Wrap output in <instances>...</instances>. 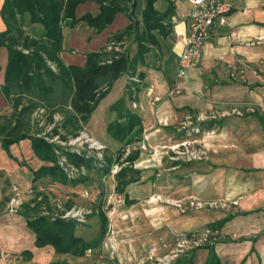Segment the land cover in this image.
<instances>
[{
    "label": "rangeland",
    "instance_id": "374dc122",
    "mask_svg": "<svg viewBox=\"0 0 264 264\" xmlns=\"http://www.w3.org/2000/svg\"><path fill=\"white\" fill-rule=\"evenodd\" d=\"M229 74L230 71L221 78L217 77V81L211 80V83L232 80ZM236 78L242 81L240 76ZM260 94L259 99L255 98L257 102L248 105L222 102L202 113L181 109L175 116L164 114L161 124L144 128L142 140L135 144L141 154L133 165V169L140 171V179L126 189L129 199L135 201L132 206H128L124 196L116 192L114 176L104 175L99 168H80L79 175L86 177V180L77 185H63L49 178L34 182L29 168L37 169L41 163L28 153V150L32 152L30 142L20 141L8 150H4L1 145L0 163L15 169L12 172L18 177L15 176L14 180H19V183L11 180L9 169V172L0 169V264H176L179 259L187 258L186 254L192 249L196 252L203 249L200 247L214 244L217 232L209 230L206 236H202L209 224L194 233L184 231L178 225L180 230H173L172 223L179 224L184 216L196 212L187 208L186 213H182L174 203H187L191 199L203 203L200 212L219 210L228 215L233 212L229 201H202L195 197H183L181 189L184 181L197 178L196 173L207 171L215 162L230 167L229 158L234 150L264 148V90ZM108 98L105 96L99 103L102 109ZM197 98L206 101L200 93ZM127 106L136 110L133 104L128 103ZM115 117L106 109L104 122L99 124L101 127L93 130L104 135L102 126ZM153 117L156 115L153 114ZM56 120L60 118L57 116ZM220 120L224 121L223 128L205 127L208 122L217 123ZM242 123L243 128L239 126ZM93 130L87 125L75 138L70 136L67 141L61 142L56 137L49 138V141L71 152L85 151L87 157L101 159L100 162L103 161L104 150L101 152L102 157H99L96 150L99 146L110 152L120 150L121 145L114 147L107 144ZM246 137L249 141L254 139V142L251 140L247 144ZM215 141L219 144L217 152ZM131 149L127 147L126 154ZM218 153L220 157L214 160V155ZM60 161L66 163L68 176L74 178L69 175L74 167L64 157ZM234 163L242 164L239 160ZM23 167L25 169L22 170ZM158 189L159 194L156 193ZM208 203L217 205L210 207ZM113 210L115 212L109 214ZM66 212L77 216L75 219L80 226L76 234L85 241L99 235V215L103 213L106 216L107 230L99 247L88 250L83 258L56 254L51 248L34 250L31 260L22 256V249L31 248L33 243V233L25 217L59 216ZM188 234L194 236V241L179 247L181 237Z\"/></svg>",
    "mask_w": 264,
    "mask_h": 264
},
{
    "label": "trees",
    "instance_id": "16d2710c",
    "mask_svg": "<svg viewBox=\"0 0 264 264\" xmlns=\"http://www.w3.org/2000/svg\"><path fill=\"white\" fill-rule=\"evenodd\" d=\"M86 1L99 5L98 14L76 18L77 6ZM156 1L146 0L140 26L134 17L135 0H4L0 16L6 30L0 33V48L7 51V65L0 93L12 111L9 115L0 114V141L4 150L23 140L30 142L34 157L41 163L37 169L29 168L34 182L49 178L63 185H77L86 180L80 175L70 178L65 167L60 165L61 157L76 169L99 168L106 176L110 175L112 165L117 164L120 170L114 175L116 192L124 196L128 206L135 204L126 189L140 179V171L133 169V165L141 154L135 144L142 140L143 126L139 115L127 104L133 101L132 88L137 86L132 78L138 62L143 61L152 47L158 46L154 32L164 35L166 28V14L162 15L154 8ZM117 13H124L130 19L123 31L110 36L99 51L86 54L83 66L64 64L60 53L64 50L65 21H69L70 27L83 21L99 33L113 22ZM28 25H39L42 34L31 37L24 29ZM129 36H133L137 44L134 55H130L129 49H122L124 38ZM125 74L130 78L126 90L123 97L109 107L108 111L116 117L106 126L107 134L121 145L120 150L110 152L105 149L100 162L87 157L85 151L77 154L49 141V138L57 137L65 142L70 136L77 137L113 84ZM138 77L141 79L144 75L140 73ZM214 124L216 122H208L205 127L211 128ZM48 128H51L50 132L46 133ZM129 146L132 149L126 154ZM231 217L228 215L205 229L218 232ZM99 219V235L85 241L76 234L80 224L74 219L50 215L25 217L37 249L49 247L56 254L75 258H83L88 250L101 244L107 230V218L100 213ZM200 248L208 250L205 264H221L214 252V244ZM194 253L195 249H192L186 254L187 258L179 259L176 264H192ZM22 256L30 260L33 254L24 251Z\"/></svg>",
    "mask_w": 264,
    "mask_h": 264
},
{
    "label": "crops",
    "instance_id": "0c3cea01",
    "mask_svg": "<svg viewBox=\"0 0 264 264\" xmlns=\"http://www.w3.org/2000/svg\"><path fill=\"white\" fill-rule=\"evenodd\" d=\"M3 3L4 0H0V10ZM230 3L231 10L227 15L226 25L213 32L203 46L199 65L189 70L181 79H177L175 73L182 50V38L188 33L193 7L187 0H157L154 3V8L160 14H166V28L164 35L154 32L158 46L152 47L151 51L144 55L143 61L138 62L132 78L137 86L132 88L133 101L129 102L135 106L136 110L132 111L142 120L143 131L144 128L161 124L164 114L175 116L181 109L202 113L212 105L222 102L247 105L257 102L255 98L259 99L264 90V0H230ZM145 6L146 0H135L134 17L140 22V26ZM98 12L97 3L86 1L77 6L76 18L87 14L95 16ZM129 24L130 19L124 13H117L113 22L99 33L83 21L74 27H70L69 21H65L61 60L66 65L83 66L86 54L102 49L110 36L123 31ZM24 29L31 37L37 38L42 34L39 25L24 26ZM5 30L0 16V33ZM122 45V49H129L130 55L135 54L137 44L133 41V36L125 37ZM6 65L7 51L0 48V86L4 85ZM229 71L232 80L226 78L227 80L220 83H211V80L217 81V77L221 78ZM140 73L144 75L141 79L138 77ZM235 76H240L242 81L235 79ZM129 79L125 74L113 84L107 94L109 98L105 107L102 109L99 104L87 124L91 130L101 127L99 124L104 122L106 109L123 97ZM198 93L205 97V102L197 98ZM11 111L10 104L0 93V114L9 115ZM96 111L97 115L93 116ZM153 114L156 117H153ZM219 122L213 127L223 128L224 121ZM106 126H102L104 135L93 131L107 144L117 147L120 144L107 134ZM239 126L243 128L244 124ZM244 139L247 144L251 140L254 142V139ZM215 142L214 148L217 152L219 144ZM238 150H234L230 155V167L215 162L207 171L198 174L195 172L197 178L184 181L182 196L195 197L202 201L230 202L232 217L214 238V252L221 264H264V148ZM28 151L30 156L37 160L33 153ZM216 157H220L219 153L214 155V160ZM236 160L242 164L236 165ZM0 169L6 172L10 170L11 173L8 174L11 180L19 183V180H14L18 175L12 172L15 169L10 165L1 162ZM159 192L160 189L156 191L157 194ZM226 216L228 214L219 210L196 211L184 216L181 223H172L171 227L177 232L180 230L178 225L182 230L194 233ZM28 248L22 249V252L31 251L34 254V250H42L34 246V234L31 248ZM207 257L208 250L198 249L193 255L192 264H205Z\"/></svg>",
    "mask_w": 264,
    "mask_h": 264
},
{
    "label": "built area",
    "instance_id": "2783aa9c",
    "mask_svg": "<svg viewBox=\"0 0 264 264\" xmlns=\"http://www.w3.org/2000/svg\"><path fill=\"white\" fill-rule=\"evenodd\" d=\"M193 7L190 14V20L188 23V33L182 38V50L179 54L178 65L176 69V78H183L189 70L196 68L202 58V49L205 42L211 37L213 32L221 26H225L227 23V15L231 10L230 0H187ZM233 36V35H232ZM97 155L101 156L103 149L99 146L96 149ZM80 154V151H75ZM101 161V159H100ZM65 162L60 161V165L65 167ZM82 169V168H81ZM66 170V169H65ZM120 167L117 164H113L110 169V175L114 176ZM70 176H79V169L72 168ZM153 200V199H152ZM157 200V199H156ZM155 200V201H156ZM174 205L182 212L186 213L187 208H191L189 211H199L203 209V203L189 199L187 203L185 201H178ZM210 207L216 206L217 203H208ZM115 211H111L109 214H113ZM63 219H74L77 216H71L70 212L59 215ZM79 220V219H78ZM209 230H204L202 236H206ZM201 236V235H200ZM194 236L183 235L180 239L178 246L182 247L185 243H192ZM206 239V237H205ZM197 245V244H195Z\"/></svg>",
    "mask_w": 264,
    "mask_h": 264
}]
</instances>
